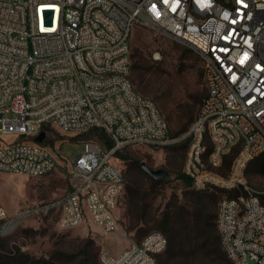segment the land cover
Wrapping results in <instances>:
<instances>
[{"label": "built area", "instance_id": "built-area-1", "mask_svg": "<svg viewBox=\"0 0 264 264\" xmlns=\"http://www.w3.org/2000/svg\"><path fill=\"white\" fill-rule=\"evenodd\" d=\"M54 8V24H45V9ZM138 25L191 46L202 58L207 91L181 135H172L157 101L131 79ZM49 126L101 128L113 146L85 141L69 167L71 189L50 201L16 213L0 201V235L42 214L55 216L62 229L90 223L105 235L116 233L115 210L127 182L113 162L117 151L189 139L190 187L225 192L217 207L225 261L213 264H264V189L245 176L264 152V0H0V138L18 137L0 140V171L52 173L58 158L45 140L35 141ZM231 155L229 171H217ZM167 245L166 234L151 231L118 254L102 251L100 260L157 264Z\"/></svg>", "mask_w": 264, "mask_h": 264}, {"label": "rangeland", "instance_id": "rangeland-1", "mask_svg": "<svg viewBox=\"0 0 264 264\" xmlns=\"http://www.w3.org/2000/svg\"><path fill=\"white\" fill-rule=\"evenodd\" d=\"M132 59L131 79L135 87L157 101L170 123L173 136L187 131L201 106L197 97L207 91L200 54L183 42L138 25L132 36ZM8 116L15 114L8 112ZM46 133L44 144L59 161L52 173L29 176L0 171V201L11 213L33 202H47L68 192L71 189L69 167L83 152L85 141L95 140L107 148L104 137L107 132L101 128L64 131L49 126ZM17 138L6 136L0 140L8 142ZM211 144L208 140V145ZM189 147L190 141L186 139L166 147L130 144L121 148L113 162L124 171L127 182L115 210L120 224L116 233L105 235L100 227L90 223L62 229L58 227L56 217L50 214L28 217L0 235V264H28L31 258L52 259L55 264H102V251L115 255L132 242H142L152 230L163 232L161 221L167 213H171L174 230L190 227L194 197L190 194V185L180 178L185 173ZM233 158L234 155L228 157L227 162L216 170L227 173ZM141 162L154 169L166 168L170 176L156 181L142 168ZM255 163L248 164L246 179L251 185L264 189V174L254 171ZM212 193L216 195L214 201L210 199ZM224 193L222 190L200 192L215 210ZM187 239V250L175 254L181 260L189 259L193 264L221 262L197 252L198 242L192 232ZM164 256L163 251L157 263ZM248 261L256 264L251 259Z\"/></svg>", "mask_w": 264, "mask_h": 264}, {"label": "trees", "instance_id": "trees-1", "mask_svg": "<svg viewBox=\"0 0 264 264\" xmlns=\"http://www.w3.org/2000/svg\"><path fill=\"white\" fill-rule=\"evenodd\" d=\"M204 96L205 95H199L197 100L202 103ZM104 137H106L105 142L107 149L112 147L113 141L110 139L108 133H105ZM226 160L227 159H225V162H227ZM252 161L256 162L254 171L264 174V152L255 157ZM180 178L190 185L191 181L186 173H182ZM155 180L161 181L163 179ZM200 192L205 191H197L194 189L190 191V194L194 197L193 208L191 210L190 227L181 226L177 230L171 228V213H167L162 219L161 227L164 234L168 237V245L164 250L165 256L160 257V261L157 264H193L189 259L181 260L180 257L175 255L177 254L176 251L183 252L187 250L186 247L189 242L187 236L191 232L194 234L198 242L196 248L197 252L211 256L215 261H225V254L221 247V237L217 227V210L210 207ZM210 199L211 201H214L216 199V195L212 193L210 195ZM28 264H55V262L52 259L31 258Z\"/></svg>", "mask_w": 264, "mask_h": 264}, {"label": "water", "instance_id": "water-1", "mask_svg": "<svg viewBox=\"0 0 264 264\" xmlns=\"http://www.w3.org/2000/svg\"><path fill=\"white\" fill-rule=\"evenodd\" d=\"M55 8L54 9H45L44 11V19H45V24H54L55 21ZM47 133L46 131H41L38 136L35 137V141L37 142H43L46 139ZM142 168L149 173L153 178L155 179H164L170 176V171L166 168H159V169H154L150 167L148 164L145 162H141Z\"/></svg>", "mask_w": 264, "mask_h": 264}]
</instances>
